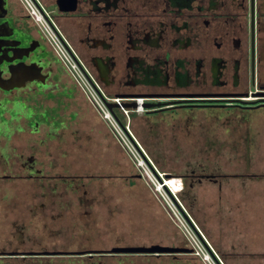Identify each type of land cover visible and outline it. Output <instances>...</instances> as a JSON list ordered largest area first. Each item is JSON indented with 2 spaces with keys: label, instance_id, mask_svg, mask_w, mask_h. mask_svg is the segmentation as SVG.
Returning <instances> with one entry per match:
<instances>
[{
  "label": "flooded vegetation",
  "instance_id": "af4514ba",
  "mask_svg": "<svg viewBox=\"0 0 264 264\" xmlns=\"http://www.w3.org/2000/svg\"><path fill=\"white\" fill-rule=\"evenodd\" d=\"M28 1L131 140H194L197 115L264 114V0ZM79 88L23 2L0 0V264H204L186 238L133 231L114 184L46 150L68 140L73 91L103 120ZM219 177L192 169L180 199L193 205L195 185L220 189ZM240 233L229 246L208 239L211 257L264 264V229Z\"/></svg>",
  "mask_w": 264,
  "mask_h": 264
},
{
  "label": "rangeland",
  "instance_id": "374dc122",
  "mask_svg": "<svg viewBox=\"0 0 264 264\" xmlns=\"http://www.w3.org/2000/svg\"><path fill=\"white\" fill-rule=\"evenodd\" d=\"M79 92L82 93L80 88ZM68 98L72 109L82 107L77 91L68 94ZM84 116V124L80 125L82 130L75 119L63 132L69 135L68 140H53L46 150L58 158L59 166H77L82 175L104 176L101 181L107 183L126 182L129 173L137 175L139 180L132 179L134 185L130 188L113 192L115 200L124 199L131 204L127 211L133 219L140 222L149 214L152 220L160 217L158 223L164 235L169 233L185 239L184 232L189 233L201 249L198 234L207 241L209 239L212 245L229 246L236 244L241 231L264 229V114H253L241 123L228 120L221 125L202 121L198 119L202 115H197L190 133L199 134L200 138L172 140L168 137L148 141L147 146L138 141L146 153H151L143 158L128 154L107 122L102 127L90 114L84 113ZM138 127H143L140 122L134 124L136 131ZM71 133H75L74 139ZM46 154L40 157L44 161H47ZM202 167L220 174V189L218 185L202 181L189 194L196 198L193 205H186L179 195L183 177L192 169ZM164 180L168 184L174 182L180 190L172 193L164 186L161 195L154 194L151 182L157 185ZM139 182L146 183L151 196L137 185ZM149 199L151 203H144Z\"/></svg>",
  "mask_w": 264,
  "mask_h": 264
},
{
  "label": "built area",
  "instance_id": "2783aa9c",
  "mask_svg": "<svg viewBox=\"0 0 264 264\" xmlns=\"http://www.w3.org/2000/svg\"><path fill=\"white\" fill-rule=\"evenodd\" d=\"M21 1L27 8L28 15L37 24L39 30L42 32L46 40L49 42L55 54L57 55L61 63L65 66L70 76L78 84V86L86 93L88 100L94 106L95 110L100 115V117L105 122L108 123L109 129L115 135V138L117 139V141L122 144V147L125 149V151L128 154L132 156L137 154L139 157L143 158V155H146V153L142 149L141 145L138 143V141L133 136L131 140L128 137H126V135H124V132L122 130H120L112 114L106 108L105 104L87 86V83L85 82L84 78L80 76L74 62L69 59V55L66 52L65 48L63 47V45L61 44V42L59 41V39L53 32V30L49 27L47 22L44 20V18L34 10L33 6L30 4L28 0H21ZM114 100L117 103L119 102L118 99H114ZM121 111L126 113L125 109H121ZM137 168L140 169L141 164L138 163ZM164 183H165V180H164ZM164 183L155 185V183L151 182L152 186L150 184L149 185L154 194L161 195V192L164 189L162 184ZM184 234L189 243V246H191L194 249V253L202 260L204 264H217L216 261L211 257L210 253L208 252L207 246H209V243L203 236L199 234L197 235L198 242L203 247V249H201L198 247L197 242L190 236L189 233L184 232Z\"/></svg>",
  "mask_w": 264,
  "mask_h": 264
},
{
  "label": "crops",
  "instance_id": "0c3cea01",
  "mask_svg": "<svg viewBox=\"0 0 264 264\" xmlns=\"http://www.w3.org/2000/svg\"><path fill=\"white\" fill-rule=\"evenodd\" d=\"M70 102V101H69ZM89 106V107H88ZM71 107V106H70ZM72 109V108H71ZM74 110H76L77 112H78V114H77V117H76V120H77V123L76 124H79L78 126V128H80V130H82L81 129V126L80 125H83L84 124V118H86L85 116H84V113H88V114H90L91 116H93L94 118H96L95 120H96V122H98V123H100V125L103 127V124L105 123L103 120H101V119H99L98 117V115L96 116V114L94 113V110L90 107V105H86V104H84V103H82V107L81 108H76V109H74ZM106 124V123H105ZM104 124V125H105ZM138 132H141V130H139V127H138ZM142 133V132H141ZM148 141H150V140H147V139H145V140H143L142 139V142H144V144L146 143V142H148ZM146 146H147V143L145 144ZM137 179V180H139V178H137V175H135V174H131V173H129V174H127V181L125 182V181H120L119 183H116V184H114V187L115 188H118L117 190H118V192L119 191H121L122 189H128V188H130L131 187V185H134V184H132V182H131V180L132 179ZM137 185H140L141 187H143L144 188V191H145V193L146 194H148L149 196H151V191H149V189H148V187H147V185H146V183L144 182V183H141V182H139ZM116 190V191H117ZM122 199V198H121ZM124 200V199H123ZM154 200V199H153ZM126 201V200H125ZM143 202H144V200H142ZM147 201V200H146ZM149 202H144V203H151L152 202V200H148ZM127 202V201H126ZM128 203V202H127ZM129 205H131L130 203H128ZM155 210H157V208H155ZM127 213H128V211H127ZM128 215H129V219H130V228L133 230V231H137L138 230V232H139V230H140V232H142L143 231V233L144 234H147V235H149L150 233L152 234V235H155V234H157V235H160V236H162L163 238H168V237H170L171 235L169 234V233H166L165 235H164V231L162 230V227H161V225H159V223H158V221L160 220V217H154L155 219H153L152 220V215L151 214H149L148 215V218H145V219H148L147 221L148 222H144L143 223V221L145 220V219H141L140 220V222H138L137 220H135V219H133L131 216H130V214L128 213ZM152 220V221H154V222H152L150 219Z\"/></svg>",
  "mask_w": 264,
  "mask_h": 264
},
{
  "label": "bare ground",
  "instance_id": "6f19581e",
  "mask_svg": "<svg viewBox=\"0 0 264 264\" xmlns=\"http://www.w3.org/2000/svg\"><path fill=\"white\" fill-rule=\"evenodd\" d=\"M164 186H167V188H169V186H168V183L166 182V180H165V183L163 184V187ZM170 189V188H169ZM171 190V189H170Z\"/></svg>",
  "mask_w": 264,
  "mask_h": 264
},
{
  "label": "water",
  "instance_id": "95a60500",
  "mask_svg": "<svg viewBox=\"0 0 264 264\" xmlns=\"http://www.w3.org/2000/svg\"><path fill=\"white\" fill-rule=\"evenodd\" d=\"M131 106H132V108H135L136 105L135 104H133V105L131 104ZM109 107H110V109L112 108L111 105H109Z\"/></svg>",
  "mask_w": 264,
  "mask_h": 264
}]
</instances>
